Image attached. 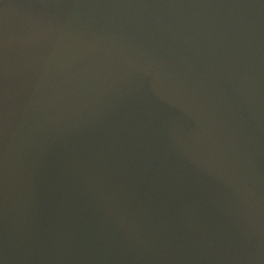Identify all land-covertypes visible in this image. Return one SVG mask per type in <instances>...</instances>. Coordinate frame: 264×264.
<instances>
[{"label":"water","instance_id":"1","mask_svg":"<svg viewBox=\"0 0 264 264\" xmlns=\"http://www.w3.org/2000/svg\"><path fill=\"white\" fill-rule=\"evenodd\" d=\"M0 264H264V2L0 0Z\"/></svg>","mask_w":264,"mask_h":264},{"label":"snow or ice","instance_id":"2","mask_svg":"<svg viewBox=\"0 0 264 264\" xmlns=\"http://www.w3.org/2000/svg\"><path fill=\"white\" fill-rule=\"evenodd\" d=\"M262 2H264V0H262Z\"/></svg>","mask_w":264,"mask_h":264}]
</instances>
